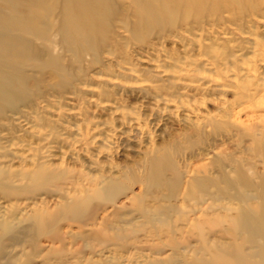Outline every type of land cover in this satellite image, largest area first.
I'll return each mask as SVG.
<instances>
[{"label":"rangeland","instance_id":"obj_1","mask_svg":"<svg viewBox=\"0 0 264 264\" xmlns=\"http://www.w3.org/2000/svg\"><path fill=\"white\" fill-rule=\"evenodd\" d=\"M129 4L99 31L32 28L25 117L0 105V264L257 250L242 220L264 215V0L139 28Z\"/></svg>","mask_w":264,"mask_h":264},{"label":"bare ground","instance_id":"obj_2","mask_svg":"<svg viewBox=\"0 0 264 264\" xmlns=\"http://www.w3.org/2000/svg\"><path fill=\"white\" fill-rule=\"evenodd\" d=\"M122 1L0 0V105L8 104L10 112L19 114L20 118L25 117L17 110V104L24 101L26 95L28 97L26 81L28 79L27 70L32 68V28H38L40 24H44L46 28H74L78 34H83L84 28L99 31V28L110 24L115 13L114 7ZM247 1L252 0H129V5L136 16H134L136 27L139 28L145 25H163L164 22L172 21L180 14L188 16L204 8L215 10L230 4L242 8ZM181 9L185 11L182 12ZM187 9H190V12H186ZM57 15L59 24L55 26L52 22ZM122 20L124 28H133L134 24L129 18L124 16ZM165 158L168 160L167 157ZM148 164L146 179L150 183H156L162 177L164 165L157 157L150 159ZM171 164L169 162V165ZM115 188L114 182L104 185L105 193L107 191L111 193ZM242 221L244 227L250 232L252 240L258 238L260 242L256 245L257 250L252 253H243L241 250L236 257L237 263L264 264V215L258 218L244 216ZM195 264L215 263L198 262ZM224 264L232 263L230 260Z\"/></svg>","mask_w":264,"mask_h":264}]
</instances>
